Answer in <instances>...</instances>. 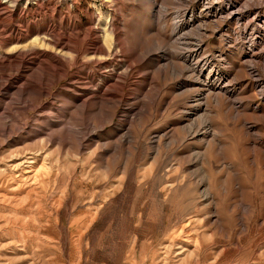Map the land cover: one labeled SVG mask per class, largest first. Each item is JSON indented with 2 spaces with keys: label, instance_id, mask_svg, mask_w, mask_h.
<instances>
[{
  "label": "rangeland",
  "instance_id": "rangeland-1",
  "mask_svg": "<svg viewBox=\"0 0 264 264\" xmlns=\"http://www.w3.org/2000/svg\"><path fill=\"white\" fill-rule=\"evenodd\" d=\"M0 264H264V0H0Z\"/></svg>",
  "mask_w": 264,
  "mask_h": 264
},
{
  "label": "bare ground",
  "instance_id": "bare-ground-1",
  "mask_svg": "<svg viewBox=\"0 0 264 264\" xmlns=\"http://www.w3.org/2000/svg\"><path fill=\"white\" fill-rule=\"evenodd\" d=\"M93 53V52H92ZM194 58V54L192 55V56H190V57H188V62H190L189 63V68L191 69V70H198V69H201V67H202V65H201V63L202 62H198V60H194L193 59ZM203 67H205V63H204V66ZM188 69V68H187ZM189 71V70H188ZM190 72V71H189ZM212 78V77H211ZM224 88H226L225 86L224 87H217L215 84H211L210 86H208V91H209V94L211 93V92H214L215 93V91H217V90H220V91H223V89ZM225 90V89H224ZM209 96V95H208ZM197 97H200V100L199 101H201V99L202 98H204V99H206L207 100V96H204L203 94H199ZM198 100V99H197ZM35 174V173H34Z\"/></svg>",
  "mask_w": 264,
  "mask_h": 264
}]
</instances>
